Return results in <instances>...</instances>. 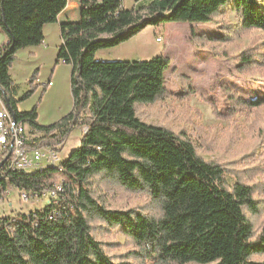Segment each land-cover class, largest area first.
<instances>
[{"label":"trees","instance_id":"obj_1","mask_svg":"<svg viewBox=\"0 0 264 264\" xmlns=\"http://www.w3.org/2000/svg\"><path fill=\"white\" fill-rule=\"evenodd\" d=\"M124 1L85 0L79 20L61 23L55 64L72 67L73 107L55 122L41 124L38 104L19 109L36 90L37 73L19 95L11 67L19 49L43 43L44 25L58 20L68 0H0V28L10 37L0 47V97L7 109L42 133L40 144L58 146V151L76 127H88L61 168L54 163L28 173L0 165L2 192L8 185L40 192L58 174L72 179L46 209L0 219V264H146L149 259L154 264H264V226L255 220L264 214V178H255L264 174V161L248 159L239 168L236 161L208 160L199 152L211 149L205 135L197 144L186 129L175 132L142 119L143 105L170 94L169 57L96 59L98 50L118 46L148 26L219 23L222 7L229 4L239 18L238 32L264 30V6L260 0H135L126 8ZM260 39L255 36L234 55L240 72L264 66ZM224 89L225 111L211 101L219 118L264 104V97L247 99ZM104 188L147 199L136 208H113ZM98 227L118 229L133 247L111 255L95 234Z\"/></svg>","mask_w":264,"mask_h":264},{"label":"rangeland","instance_id":"obj_2","mask_svg":"<svg viewBox=\"0 0 264 264\" xmlns=\"http://www.w3.org/2000/svg\"><path fill=\"white\" fill-rule=\"evenodd\" d=\"M131 1L133 0H126V3ZM260 3L264 6V0H260ZM218 18L221 19L219 23L170 21L156 28L148 26L128 41L99 51L96 59H149L155 55L169 57L171 66L166 73V86L170 94L155 103L143 105L139 110L142 119L148 123L166 125L175 132L186 129L197 144L200 140L198 136L203 134L211 143L210 150L199 148L204 158L231 163L236 161L239 168H244L245 160L250 159L253 164L264 161V104L256 109H244L229 119H223L214 114L211 101L225 111L229 104L225 87L232 88L247 99L264 97V66H255L240 72L234 57L255 36H261L260 46L264 50V30L256 28L238 32L239 18L232 4L222 7ZM22 57L15 60L17 69L21 67L22 70L23 65H35V62H26ZM61 64L59 75L51 78L52 86L48 92L44 83H47L53 65L49 68L43 60L40 66L35 67L27 80L37 73L34 80L37 88L28 99L20 102L22 110H30L38 104L40 119L46 121L45 123L56 121L73 107L72 67ZM55 66L57 64L54 63ZM19 72L15 75L21 95L26 91L27 88L24 87L28 81L24 83L26 74ZM38 77L42 79L39 82ZM85 130L86 126L81 125L70 133L59 152L62 159L80 146ZM246 153L250 154V158L244 157ZM261 177L264 178V174H258L255 178ZM227 178L229 181L233 180L230 174H227ZM102 193L106 203L113 208H136L147 199L144 195L121 188H104ZM9 200L12 201V205L6 208L9 214L22 213L30 208L19 202L18 190L9 195ZM255 220L259 227L264 226V214ZM104 230L103 227L95 228V234L105 242L111 255L120 256L133 247L118 229ZM154 263L155 259H149L146 264Z\"/></svg>","mask_w":264,"mask_h":264},{"label":"built area","instance_id":"obj_3","mask_svg":"<svg viewBox=\"0 0 264 264\" xmlns=\"http://www.w3.org/2000/svg\"><path fill=\"white\" fill-rule=\"evenodd\" d=\"M48 84H52V82H48ZM41 135V132L31 129L27 123L17 120L16 117H10L7 106L4 105L0 110V165H4L7 171L28 173L42 170L45 168V163H58L61 168L63 159L57 149L58 146L40 144ZM5 176L6 173L2 174V177ZM71 180L68 181V178L58 174L53 180V184L40 192H32L25 188L8 185L3 192L0 191V219L15 215L6 212L7 206L12 205L9 195L14 190H18L19 202L30 206L29 210L22 213H29L38 209L44 210L52 202H58L59 196L67 191V186L70 185ZM32 205L37 207L34 208ZM57 216L58 212L55 214V218Z\"/></svg>","mask_w":264,"mask_h":264},{"label":"crops","instance_id":"obj_4","mask_svg":"<svg viewBox=\"0 0 264 264\" xmlns=\"http://www.w3.org/2000/svg\"><path fill=\"white\" fill-rule=\"evenodd\" d=\"M134 4H135V0L131 1L130 3H126V0L124 1V6L126 8H131ZM84 5H85V0H68L67 6L58 15V20L55 22L46 23L44 25L45 38H44L43 43H41L39 45H34V46H29V47H24V48L19 49V51L17 53V59L19 56H23L22 59L25 60L26 62H35L34 66L28 67L26 65H23L22 70H21V67H19L18 69L16 68L17 65L15 63L17 60L14 61L13 65L11 67V75H12V78L14 79L15 83L18 86L19 92H20V86H19V83L16 79L15 73L18 71H20L21 73H25L26 74V76L24 78V83H25L28 81L27 79L31 74L30 72H32V70L35 67L40 66V64L43 63V60H45V62L47 63V66L49 68L53 65L51 68V73L47 77L48 78L47 83H44L45 90L47 92L49 91L52 84H48V82H51L52 76H58L59 75V68L62 65L61 63H64L63 61H60L57 64V66L54 67V63L56 62V58H57V52H58L60 44L62 43L61 23L67 22V21L79 20L80 19V11ZM153 27L156 28V26H153ZM9 42H10V37H9L8 33H6L3 29L0 28V47L7 45ZM101 50H103V49L98 50L97 53H100L99 51H101ZM44 58H46V59H44ZM52 72H53V74H52ZM40 80H42V79L38 77L37 82H39ZM24 88H27V89L29 88V81H28V84L25 85ZM27 89H25V90H27ZM23 92H25V91H23ZM20 104L21 103H19V109L22 110ZM4 105L5 104L2 100V98L0 97V110L2 109V107ZM22 111H24V110H22ZM40 116H41V113H39V116L37 119V121L39 123H41V124L53 123L51 121H50L51 123L50 122L45 123L46 121H44V122L41 121Z\"/></svg>","mask_w":264,"mask_h":264},{"label":"bare ground","instance_id":"obj_5","mask_svg":"<svg viewBox=\"0 0 264 264\" xmlns=\"http://www.w3.org/2000/svg\"><path fill=\"white\" fill-rule=\"evenodd\" d=\"M160 39V38H159ZM5 104V103H4ZM9 111V110H8ZM9 116L10 117H14L13 114L9 111ZM48 164H54V163H45V166L48 165Z\"/></svg>","mask_w":264,"mask_h":264},{"label":"water","instance_id":"obj_6","mask_svg":"<svg viewBox=\"0 0 264 264\" xmlns=\"http://www.w3.org/2000/svg\"><path fill=\"white\" fill-rule=\"evenodd\" d=\"M88 130V127L86 126V130H85V133H86V131Z\"/></svg>","mask_w":264,"mask_h":264}]
</instances>
